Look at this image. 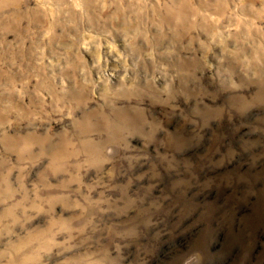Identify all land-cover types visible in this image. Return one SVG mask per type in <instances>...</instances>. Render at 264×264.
Returning <instances> with one entry per match:
<instances>
[{"label":"clouds","instance_id":"1","mask_svg":"<svg viewBox=\"0 0 264 264\" xmlns=\"http://www.w3.org/2000/svg\"><path fill=\"white\" fill-rule=\"evenodd\" d=\"M0 264H264V0H0Z\"/></svg>","mask_w":264,"mask_h":264}]
</instances>
